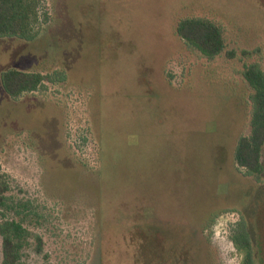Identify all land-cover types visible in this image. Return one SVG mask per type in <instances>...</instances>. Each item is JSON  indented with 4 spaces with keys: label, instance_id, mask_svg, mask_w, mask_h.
<instances>
[{
    "label": "rangeland",
    "instance_id": "374dc122",
    "mask_svg": "<svg viewBox=\"0 0 264 264\" xmlns=\"http://www.w3.org/2000/svg\"><path fill=\"white\" fill-rule=\"evenodd\" d=\"M45 8L38 37H0V77L66 74L18 99L0 80V220L29 233L20 264H242L243 230L264 264V170L255 181L233 161L250 129L242 71L264 70V0ZM186 17L218 24L225 50L188 46L175 31Z\"/></svg>",
    "mask_w": 264,
    "mask_h": 264
},
{
    "label": "trees",
    "instance_id": "16d2710c",
    "mask_svg": "<svg viewBox=\"0 0 264 264\" xmlns=\"http://www.w3.org/2000/svg\"><path fill=\"white\" fill-rule=\"evenodd\" d=\"M51 18L45 8V0H0V37L34 39L41 35ZM176 34L188 46L201 55L212 59L225 50V39L221 27L215 22L199 17L180 19L175 28ZM233 57V51H226ZM244 80L250 89L247 96L249 104V133L238 136L233 161L238 170L260 181L264 167L262 149L264 146V70L258 63H249L242 71ZM3 90L12 98L18 99L24 94L40 92L44 80L62 82L66 80L64 70H54L52 76L37 71L8 69L1 73ZM4 179H0V203L4 204L5 192L8 190ZM28 231L20 221L14 219L0 220L2 238L1 264H20L21 248L27 244ZM233 244L241 254L242 264H254L252 246L247 231L231 236ZM38 247L41 239L36 237Z\"/></svg>",
    "mask_w": 264,
    "mask_h": 264
}]
</instances>
